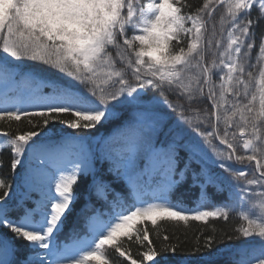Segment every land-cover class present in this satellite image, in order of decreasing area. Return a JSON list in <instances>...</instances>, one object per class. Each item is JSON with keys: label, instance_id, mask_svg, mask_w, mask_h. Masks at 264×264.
<instances>
[{"label": "snow or ice", "instance_id": "obj_1", "mask_svg": "<svg viewBox=\"0 0 264 264\" xmlns=\"http://www.w3.org/2000/svg\"><path fill=\"white\" fill-rule=\"evenodd\" d=\"M0 81L36 108L0 105V122L40 118L39 131L0 128L21 181L0 179V264H264V0H0ZM64 115L76 131L53 139ZM108 121L111 135L89 139ZM189 176L228 199L178 206L171 193ZM81 183L82 223L61 239ZM237 206L233 248L209 234L180 255L137 226L227 220ZM126 242L145 250L133 258Z\"/></svg>", "mask_w": 264, "mask_h": 264}, {"label": "trees", "instance_id": "obj_2", "mask_svg": "<svg viewBox=\"0 0 264 264\" xmlns=\"http://www.w3.org/2000/svg\"><path fill=\"white\" fill-rule=\"evenodd\" d=\"M188 2L194 6H199L202 3V0H188ZM223 12V9L220 10L219 13H216V21H217V28L219 29V18L220 14ZM253 16H255V11H253ZM259 31V29H258ZM256 53H253V57H255ZM213 59L212 56H206L207 61H211ZM29 65H34L36 62H28ZM47 66H40L37 65V68ZM55 71V70H53ZM42 76H48V72H41ZM62 75V74H61ZM215 80L218 82V76L214 77ZM7 85L0 81V88H5ZM23 89V85H17L16 88L13 90L14 92H20ZM11 90V92H13ZM45 94L52 91L50 87H45L44 90ZM151 94V93H150ZM171 99L175 100L176 97H170ZM180 103H184L183 100L178 101ZM30 107L27 110L35 111V105L31 103ZM209 104V101L202 100L197 103H194L192 107L194 109H205V107ZM70 117L64 115L58 118L55 122H50L47 126L48 131L52 134V138H58L60 134L63 133H72L76 130L68 129L67 126L61 123V120L69 119ZM40 118L38 117H31V118H21L20 121H6L0 122V128L4 131H9L15 133L17 129L22 131H30V130H37L39 131L40 128L33 129L31 127L32 124H36ZM31 121V123H30ZM117 121H108L105 122L103 127H100L97 131L93 132L89 130L90 135L89 139H92V136H95L96 139L100 137H108L113 133V130L116 126ZM235 130V129H234ZM238 132V130H235ZM2 143V140H0ZM219 145V141H216ZM93 147H95V142H93ZM224 147V146H221ZM237 154H247L242 147L238 150ZM183 155V153H182ZM11 161V153L8 149L0 150V179L6 180L8 183H15L19 184L20 177L18 176L17 172L13 170L10 166ZM254 167V163L252 165ZM100 166L98 165V168ZM106 168L107 165H104ZM236 168L239 170H247L248 165H236ZM213 171H217V169L213 168ZM106 179H111V177L107 176L105 173ZM251 178V176L249 177ZM90 180L91 177H88ZM114 187L118 189L121 188V185L114 184ZM74 191L76 193V200L74 202L72 211L68 214V220L65 222L63 226V231L61 233L60 238L64 239L67 235V231L76 224L79 226L82 223V219H78L80 209L83 207L85 203V193L83 191V184H78L74 186ZM200 192L199 185H193L191 182V177L183 178L181 183L176 186V188L171 193V199L177 203L178 206L184 207L187 209H196L199 210H214L215 207L222 206L224 202L228 199V193L218 191L214 186H209L205 192L207 193L208 197L205 201L197 200V196ZM35 198V197H34ZM78 221H81L80 223ZM244 223L240 217V209L237 206L234 210L230 211L229 217L225 220L223 217L214 218L210 217L207 222L204 221H194L189 220L187 224L184 222H176L172 220H162L158 221V226L151 225V222L148 221L143 225L138 224L137 226L140 228H147L149 231V238L152 240L153 245L158 247L162 243L168 244H175L180 249V255H186L192 252V250L196 247L197 242L199 241L200 244H203V240L205 235L214 234L217 241H219L220 247H228L233 248L239 246L240 240L242 238L239 237V233L236 231L238 226ZM167 236L168 240L164 241V237ZM232 237L231 240H228L227 237ZM126 247H130L131 252L134 254L133 258H136L135 253L142 252L145 249L138 247L134 242H126ZM109 251L110 259L115 257V253L112 250ZM125 258H120V260H124Z\"/></svg>", "mask_w": 264, "mask_h": 264}]
</instances>
